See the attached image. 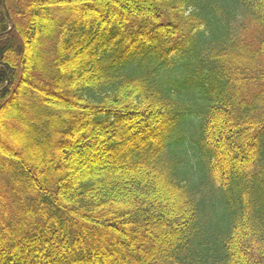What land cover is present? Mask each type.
<instances>
[{
    "label": "trees",
    "instance_id": "trees-1",
    "mask_svg": "<svg viewBox=\"0 0 264 264\" xmlns=\"http://www.w3.org/2000/svg\"><path fill=\"white\" fill-rule=\"evenodd\" d=\"M0 264H264V0H0Z\"/></svg>",
    "mask_w": 264,
    "mask_h": 264
},
{
    "label": "rangeland",
    "instance_id": "rangeland-1",
    "mask_svg": "<svg viewBox=\"0 0 264 264\" xmlns=\"http://www.w3.org/2000/svg\"><path fill=\"white\" fill-rule=\"evenodd\" d=\"M244 31L248 35V37L243 36L244 41L247 42L249 40H252L255 37V35L253 34V31L247 25H245ZM256 38H257V36H256ZM197 45H198V47H200L202 45L204 46V44H202L201 42H198Z\"/></svg>",
    "mask_w": 264,
    "mask_h": 264
}]
</instances>
